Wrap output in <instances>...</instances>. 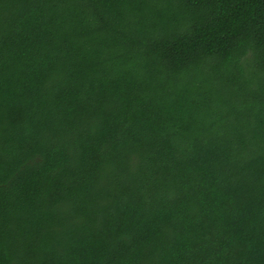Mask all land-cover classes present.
Here are the masks:
<instances>
[{"label": "trees", "instance_id": "1", "mask_svg": "<svg viewBox=\"0 0 264 264\" xmlns=\"http://www.w3.org/2000/svg\"><path fill=\"white\" fill-rule=\"evenodd\" d=\"M0 264H264V0H0Z\"/></svg>", "mask_w": 264, "mask_h": 264}]
</instances>
